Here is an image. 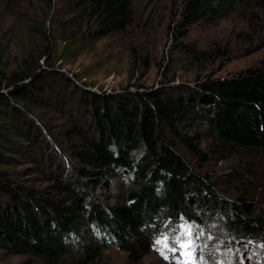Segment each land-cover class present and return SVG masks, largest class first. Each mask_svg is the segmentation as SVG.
Returning <instances> with one entry per match:
<instances>
[{"label": "trees", "instance_id": "16d2710c", "mask_svg": "<svg viewBox=\"0 0 264 264\" xmlns=\"http://www.w3.org/2000/svg\"><path fill=\"white\" fill-rule=\"evenodd\" d=\"M73 1L89 9L95 19V41L130 25L132 0ZM243 1L248 0H184L180 15L185 30L179 35L185 37L193 25L213 22L224 7ZM185 49L196 57L192 48ZM2 63L0 52L1 250L45 262L80 250L84 260L92 261L100 247L107 246L101 241H109L138 261L164 236L180 234L184 225L264 244V217L244 202L220 197L209 178L178 155L171 139L193 156H201L194 137L182 128L185 123L203 122L223 145L264 154V63L227 78L207 77L195 86L167 84L127 95L81 88L56 70L40 75L26 66L6 76ZM56 83L77 98L87 120L81 134L74 128L73 134L67 131L71 158L77 164L73 170L30 153L37 158L34 169L49 181V186L37 190L14 182L10 168L16 164L13 157H18L19 146L29 152L43 143L28 116L42 119L47 115L46 100L65 99ZM31 135L38 144L27 150ZM77 136L82 143L72 145ZM46 164L53 167L43 170ZM118 171L129 186L123 199L105 205L94 198L84 180L97 174L115 176ZM85 226L98 236L93 244L80 235Z\"/></svg>", "mask_w": 264, "mask_h": 264}, {"label": "rangeland", "instance_id": "374dc122", "mask_svg": "<svg viewBox=\"0 0 264 264\" xmlns=\"http://www.w3.org/2000/svg\"><path fill=\"white\" fill-rule=\"evenodd\" d=\"M183 2L132 0L130 25L120 33L95 41V19L89 9L73 0H0L1 68L6 76L26 66L40 75L56 70L81 88L126 94L167 84L195 86L207 77L227 78L264 63V0L227 5L222 16L213 22H198L181 38L179 34L185 30L180 15ZM186 46L197 52L196 57L188 53ZM3 88L2 85L1 92H5ZM56 89L65 95L61 103L51 97L46 100L44 118L28 116L43 143L38 144L31 135L29 146L24 148L31 150L32 145H38L29 152L19 146L18 157H13L16 164L10 168L14 182L37 190L49 186L48 179L34 169L37 158L44 155L60 168L73 170L77 164L71 158L67 131L73 134L74 128L81 134L87 120L71 91L59 83ZM182 131L194 137L201 152V156H193L171 137L175 151L189 167L208 177L220 197L244 202L264 217V154L223 145L203 122L185 123ZM73 138L72 145L82 143L81 137ZM30 153L37 154V158ZM48 165L53 167L46 164L43 170ZM84 183L94 198L110 206L123 199L129 186L121 171L115 176L97 174ZM80 235L87 243L98 240L89 226L83 227ZM67 242L74 244L68 237ZM101 242L107 246L100 247L92 261L84 260L80 250L45 262L0 249V264H264L263 243L189 225H184L177 236L161 238L138 261L112 247L109 241Z\"/></svg>", "mask_w": 264, "mask_h": 264}, {"label": "snow or ice", "instance_id": "6c2138e0", "mask_svg": "<svg viewBox=\"0 0 264 264\" xmlns=\"http://www.w3.org/2000/svg\"><path fill=\"white\" fill-rule=\"evenodd\" d=\"M158 243H159V241H158Z\"/></svg>", "mask_w": 264, "mask_h": 264}]
</instances>
